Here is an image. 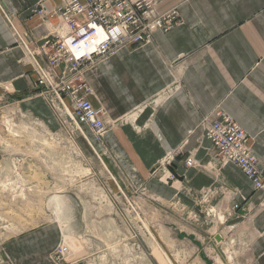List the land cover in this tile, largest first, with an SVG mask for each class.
<instances>
[{"label": "crops", "instance_id": "crops-1", "mask_svg": "<svg viewBox=\"0 0 264 264\" xmlns=\"http://www.w3.org/2000/svg\"><path fill=\"white\" fill-rule=\"evenodd\" d=\"M1 1L0 98L40 117L53 130L57 121L46 101L30 92L31 66L14 28L25 42H40L50 36L57 19L32 15L38 0ZM155 9L176 11L169 30L121 48L83 72L93 103L105 108L108 120L125 122L109 127L102 140L81 123L83 137L77 139L106 172L109 191L192 208L194 228L186 236L176 226L151 229L139 219V231H110L109 246L71 247L66 264H225L218 250L225 236L217 231L230 224L240 229L235 238L239 257L226 263L264 264V192L254 189L237 165L214 155L200 125L203 115L221 109L246 130L264 161V0H157ZM176 80L179 86L171 89ZM188 153L199 166L184 165ZM169 154L170 162L161 168L173 180L161 171L153 173ZM203 190L225 217L216 231L203 228L198 219L203 216H194ZM234 204L241 208L233 210ZM110 219L100 223L112 225ZM66 233L64 224L49 220L0 235V264H58L53 251L70 235Z\"/></svg>", "mask_w": 264, "mask_h": 264}, {"label": "rangeland", "instance_id": "rangeland-1", "mask_svg": "<svg viewBox=\"0 0 264 264\" xmlns=\"http://www.w3.org/2000/svg\"><path fill=\"white\" fill-rule=\"evenodd\" d=\"M49 108L57 121L53 130L40 117L0 98V235L58 220L70 232L61 239L70 249L80 244L97 249L112 243L110 231H139V219L151 229L176 226L182 235H190L196 221L189 214L192 208L186 211L162 204L150 195L125 198L109 191L106 172L95 165L78 142L81 132L68 119L63 124L61 117ZM111 121L108 128L125 122L124 118ZM162 163L167 162L164 160L157 167ZM206 192H199V210L213 206L209 203L211 193ZM199 210L196 215L203 216L198 218L204 222L203 228L216 231L217 216ZM105 218H111L112 225L104 220L100 223ZM223 227L217 231L225 236L218 250L225 264L233 263L239 257V241L235 238L240 229L236 226L222 230ZM172 248L178 249L174 245Z\"/></svg>", "mask_w": 264, "mask_h": 264}, {"label": "built area", "instance_id": "built-area-1", "mask_svg": "<svg viewBox=\"0 0 264 264\" xmlns=\"http://www.w3.org/2000/svg\"><path fill=\"white\" fill-rule=\"evenodd\" d=\"M156 2L38 0L32 7V15L42 19L55 16L57 19L50 36L40 42H31L29 39L25 42L14 28L25 49L27 64L31 66L33 78L30 92L43 96L61 117L63 124L68 119L82 133L80 124L86 123L95 138H103L112 121L107 119V112L102 105L93 103L94 92L83 72L88 66L115 54L121 48L146 43L156 31L169 30L176 21L177 13L174 10L157 12ZM0 10L5 14L1 0ZM178 86L179 81L176 80L170 88ZM200 125L204 135L211 140L214 155L222 163L237 165L254 189L264 192V161L252 149L246 130L221 109L203 115ZM171 158L169 154L165 161L169 163ZM184 165L196 166L198 161L192 153H188ZM161 167L154 168L153 173L161 171L166 179L173 180L174 175ZM237 208L241 206L234 204L232 207L233 210ZM203 210L207 215L217 216L220 223L224 222L221 210L210 206L203 207L199 212ZM234 227V224H230L225 228L231 230ZM218 235H222V231ZM219 242L222 243V240ZM70 251L68 243L61 241L53 251V257L58 264H66V256Z\"/></svg>", "mask_w": 264, "mask_h": 264}]
</instances>
